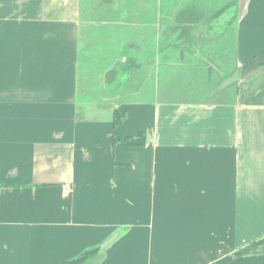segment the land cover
<instances>
[{"label":"crops","instance_id":"1","mask_svg":"<svg viewBox=\"0 0 264 264\" xmlns=\"http://www.w3.org/2000/svg\"><path fill=\"white\" fill-rule=\"evenodd\" d=\"M111 2L0 0V264H264V0Z\"/></svg>","mask_w":264,"mask_h":264},{"label":"trees","instance_id":"2","mask_svg":"<svg viewBox=\"0 0 264 264\" xmlns=\"http://www.w3.org/2000/svg\"><path fill=\"white\" fill-rule=\"evenodd\" d=\"M264 66V50L254 55L248 62H246L242 66V70L244 72H249L251 70H254L258 67ZM125 118V114L123 112H120L118 110H114L113 112V125L116 127L119 124L123 122ZM131 137H126L121 139V141H127L130 140ZM258 250L264 251V238L251 243L238 251H236L233 256L234 257H241L247 254L256 253ZM99 253V247L90 248L85 251H83L81 254H79L77 257L65 260L61 262V264H84L91 258H94Z\"/></svg>","mask_w":264,"mask_h":264},{"label":"water","instance_id":"3","mask_svg":"<svg viewBox=\"0 0 264 264\" xmlns=\"http://www.w3.org/2000/svg\"><path fill=\"white\" fill-rule=\"evenodd\" d=\"M246 73H248V72H244L243 70H242V67L238 70V71H236L232 76H230L229 78H227L225 81H224V83H222V85H221V88H224V87H226V86H228V85H230V84H232V83H234V82H236V81H238L241 77H242V75H244V74H246ZM122 234V231H120V230H117V231H115L114 233H112L109 237H108V239L106 240V241H104L101 245H100V247H99V253H102L104 250H106L110 245H112L119 237H120V235ZM263 250H258L256 253H258V252H262Z\"/></svg>","mask_w":264,"mask_h":264},{"label":"rangeland","instance_id":"4","mask_svg":"<svg viewBox=\"0 0 264 264\" xmlns=\"http://www.w3.org/2000/svg\"><path fill=\"white\" fill-rule=\"evenodd\" d=\"M116 2H117V0H112L111 4H112L113 7H116V5H115ZM103 8H104V7H103ZM107 8H108V7H107ZM99 247H100V246H99Z\"/></svg>","mask_w":264,"mask_h":264}]
</instances>
